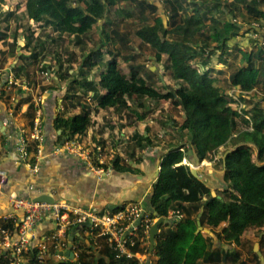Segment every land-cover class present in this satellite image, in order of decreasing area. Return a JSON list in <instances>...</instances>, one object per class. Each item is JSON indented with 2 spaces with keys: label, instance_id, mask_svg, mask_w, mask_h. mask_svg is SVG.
<instances>
[{
  "label": "trees",
  "instance_id": "1",
  "mask_svg": "<svg viewBox=\"0 0 264 264\" xmlns=\"http://www.w3.org/2000/svg\"><path fill=\"white\" fill-rule=\"evenodd\" d=\"M118 1L122 0H26V13L30 23L28 27H23L25 45H19L18 37L8 42V23L14 15L12 12L0 13V25L7 23L5 30L0 26V43L8 47L7 51L0 50V55L5 57L6 63L7 55L16 57V65L12 68L15 79H20L24 71L23 64L28 70L34 69L33 74L50 71L53 60L46 54L47 38L49 39L50 35L43 36V33L45 39L41 35L36 36L32 24H41V28L51 26L58 38L74 35L77 38L76 44H80V36L87 34L91 23L99 20H106V24L111 23L107 16ZM131 1L136 4L140 16L145 15L153 19L135 31L136 36L143 45L153 51L157 61L161 62L162 55H167L164 69L176 82V88L168 87L166 92H160L150 82L142 80V67L130 63L135 60V56L124 58L123 61L128 62L130 68V78H124L117 70L119 52L110 50L107 54L111 56L110 59H104L102 53L106 41L123 43L124 39L118 29H113L111 34L104 32L105 40L101 49L92 51L84 58L78 75L82 80L78 81L75 77L64 96L56 94L54 87L43 85V93L52 91L50 96H53L51 102L55 103L54 105L63 100V107L57 106L59 111L54 119V129L61 131L60 138L69 142L86 137L88 130L95 124L90 118L93 109L74 101L77 96L75 85H80L85 94L93 93L97 113L101 110L117 109L128 112L127 118H130L131 114L136 116V121H126V124L120 126L121 129L145 120L146 113L138 111V108H142L145 98L170 101L173 107L181 108L184 122L178 129L180 139L184 140L177 145L169 142L166 148L168 152L163 153L161 169L153 184L151 205L160 217L167 218L170 212L179 211L184 218L160 228L156 238L157 260L154 264H198L200 261L204 264L228 261L236 263L240 254L237 251L231 252V244H240L243 233L248 229L262 232L264 228V107L260 102L251 100L254 101L250 110L251 117L245 120L250 125V130L242 131L233 139L236 118L240 113L231 105L233 99L229 92L215 85V79L211 76L215 64L211 63L210 56L220 52L218 60L227 64L232 47L242 53L246 63L236 69L230 78V85L239 90L241 101L247 99L245 95L260 84L264 87V0H213V3L211 0H161L168 18L167 26L158 14L154 2ZM216 13L224 16L225 20L216 18ZM115 14L122 19L134 17V13L123 8L115 10ZM239 18L242 21H239ZM242 30L245 31L244 34H241ZM249 34H253L255 39L246 37ZM239 36L243 41H235ZM245 42L247 46L244 45ZM240 44L245 47V51H241ZM23 50H27V53ZM198 55L201 56L202 72L193 63ZM54 60L59 67L57 73L56 69L54 70L59 82L68 80L72 75L70 71L75 72L73 67L63 69L59 55L54 54ZM95 68H98V75L91 78ZM149 71L151 75L156 74ZM52 79L55 82L54 78ZM8 85L7 78L3 90L0 91V99L5 103L12 102L15 97L13 93L4 90ZM14 88L16 87L12 85L11 89ZM133 97L138 100L134 108L126 101V98ZM23 102L29 104L25 117L27 125L32 129L37 108L31 95L21 100L17 108ZM71 109H79V112L70 114ZM168 125L169 122H162V126ZM186 131L189 132L188 138L184 134ZM93 139L99 145L104 144L103 141ZM132 140L135 145H128L127 153H130L131 160L139 164L142 158H136V150L143 151L152 147L153 142L149 137H145V134H135ZM231 141L236 149L228 154L226 165L224 160L221 161L224 169L222 182L226 184V188L221 184L217 189H212L204 179H198L192 173L189 165L183 164L185 159L194 160L193 157L197 158L198 163L209 161L212 154H216ZM186 145L192 146L195 156H188ZM253 147L258 150V162L252 159ZM29 152L31 162L35 163L37 141L30 142ZM112 164L117 172L139 173L136 167L119 156ZM213 190L216 196H213ZM120 208L121 206L112 211ZM202 208V226L217 228L226 224L216 235L229 249L214 250L212 237L205 238L202 233L197 234L198 217ZM1 227L15 230L16 225L12 221L0 220ZM100 242L103 249L100 250L99 257L95 255L92 246L83 245L79 247V261L66 264H140L136 258L118 259L116 253L106 244L105 238L100 239ZM36 255L35 248L30 250L26 264H40ZM0 264H10V261L2 255Z\"/></svg>",
  "mask_w": 264,
  "mask_h": 264
},
{
  "label": "crops",
  "instance_id": "2",
  "mask_svg": "<svg viewBox=\"0 0 264 264\" xmlns=\"http://www.w3.org/2000/svg\"><path fill=\"white\" fill-rule=\"evenodd\" d=\"M23 5L24 3L22 6ZM0 8L6 9V6L0 2ZM10 8L13 9V6ZM0 50L7 51L8 47L7 49H3L0 46ZM16 62L17 59L15 58L13 60L8 59L5 66L0 68V91L3 90V85L6 83L7 78L10 82L11 76L13 75L12 68L16 65ZM20 79H22V77H20ZM21 84L22 85H20V83L14 84L17 85L14 89H11L12 85L10 84L4 88L7 93H13L15 96L12 102L5 103L0 99L1 221H3L4 216L7 215H13L18 218L21 217L23 211L14 209L11 203V200L15 198L35 199L39 195H48L54 198L55 201L65 202L74 208L93 211L95 213H103L105 210L116 209L127 203H143L148 196L153 195V184L156 182L158 173L161 169V157L163 153L168 152V149L166 150L167 147L165 148L164 145L167 144L164 139L167 136L164 135L162 141H160L157 145L153 144L152 147L146 148L143 151L137 150L135 156L137 157L138 154L142 156L141 163L139 164L130 159V153H127L125 149L121 152L118 146H113V150L117 151L121 156L127 155V157H129L126 158V160L136 167L139 170V173L132 174L117 172L114 169L113 164H111L110 167L108 166L109 168L106 167L108 170L105 171L104 165L99 167L95 164L96 161L93 157L87 160L85 156L81 157L76 153H71L65 150L64 144L67 142L60 138L62 132L56 131L53 124L54 119L56 118V113L59 111L57 106L59 105L60 108L63 107L61 104L62 100H59L58 105H54L55 103L51 102V98H53V96H50L52 91H46L39 96V101L35 99L36 95H33L34 98L32 102H35L34 105L37 108L34 125L37 122V128L36 130H33V128L30 129L27 125V120L25 121V119H27L25 117V113L27 112L29 104L27 102H23L18 108L17 105L21 100L30 95L29 92L33 91L29 89L27 84L23 81ZM19 110L20 114L18 112ZM101 111L96 115L99 116ZM23 115L25 119L23 118ZM97 120L99 121V117H97ZM146 123L147 122L143 120L140 123H135L122 129L120 127H113L115 125H112L110 121H108L106 125L103 123V126H105L104 129L103 127L100 128L99 123H97V129H100V131H97L96 134L93 131L92 133L94 137L96 136L97 141H101V139L110 141V137L111 139H114L115 134H119L116 138L117 140L120 138L123 141L126 140L124 145L128 144V142L129 144L133 143L134 141L132 140V136L135 134H145V137H149L151 141L154 142V139L147 130H141L142 126H145ZM113 124H115V122ZM95 127H93L94 130ZM112 129L113 132H111ZM22 130L26 131L28 140L31 143L32 141H37L38 152L35 155V163L37 165L36 172H31L25 164L20 163V160L15 154V152H17ZM90 134L84 137V142H87V140L91 138ZM162 134L165 133L162 132ZM33 136H38L42 139L41 143L39 140H36V138H33ZM168 138L170 137H167V139ZM170 143L176 144L173 142ZM185 149L188 150V145H186ZM99 157L100 154H98L96 159H99ZM193 159L194 160L185 159L183 164L189 166H193L192 164L199 167L201 166L203 169L200 167L201 169L198 171V175L201 176L212 189H217L221 186V182L224 181L223 170L219 171L215 169L214 165H210L205 161L203 163H198L196 157H193ZM187 160L189 162H187ZM217 161L218 159L215 158L213 164H216ZM206 163L207 165H205ZM55 229L56 221L54 217L49 215L44 218L35 227V238L32 240L31 246L37 245L44 236L50 235L55 231ZM87 230L88 229L86 228L78 232L77 228L72 229L68 234V240L71 242L70 239L74 238L73 243L79 247L87 245L89 247L92 246L94 248V252L100 251L102 249L100 239L103 237L98 236L97 234L87 237ZM203 230L211 233L203 231L202 235L205 238L206 236L213 238L214 250L229 249V246L225 244L224 241L219 240L216 235L220 231H217L215 228L209 227L208 225H206V227L203 226ZM160 231L161 230H159V232ZM14 240H16V235ZM79 247L76 251L77 255L79 251L81 252ZM150 248L151 242L149 239L148 242L145 241L140 243L139 246L133 249V252L136 253V257L140 258L141 264H144L145 260L147 264L149 262V264H154V260H157L155 251L153 254H150ZM60 263L66 264L69 262L54 256L46 262V264Z\"/></svg>",
  "mask_w": 264,
  "mask_h": 264
},
{
  "label": "rangeland",
  "instance_id": "3",
  "mask_svg": "<svg viewBox=\"0 0 264 264\" xmlns=\"http://www.w3.org/2000/svg\"><path fill=\"white\" fill-rule=\"evenodd\" d=\"M0 2L6 6L5 8H0V13H8L12 12L14 17L12 20H10L9 24V31H8V37L9 40L8 42H12L14 37H18L19 45L23 46L25 45V39L23 35V27H28L30 20L28 18V15L26 13V0H0ZM148 2H154L158 8V14L163 18L164 22H166V26L168 25V18L166 16V13H162L160 9H163V6H158L157 2L161 3V0H148ZM24 5L22 6V4ZM211 3H213V0H211ZM162 4V3H161ZM13 6V9L10 8ZM127 9L130 12L134 13L133 18H118L115 14V10L117 9ZM5 9V10H3ZM191 12V11H190ZM216 18L221 19L222 21L225 20L224 16L219 15L218 13L215 14ZM107 19L111 21V23L106 24V20H99L97 22L91 23V27L89 28V31L87 34L80 36L81 43H77V38L74 35H63L61 38H58L57 34L53 31V28L51 26H46L45 28H41L42 26L32 24V29L37 35H41L44 33L43 36H48L50 35V38L48 40L47 46H46V54L49 55V57H52L53 64L51 65V68L49 69L50 71H42V72H35V74L32 73V70L34 69H26V66L23 64L24 71L20 77L22 79H15L14 74L11 76V81L12 83L10 85H14L16 83H20L23 81L27 86H29V81H31V89L33 92H29V94L32 97L33 100V95L35 96V99L39 101V96L42 95L43 93V85H50L51 87H54L57 92L56 94H59V96H64L68 89L69 85L72 84L73 80H75V77H77L78 81L82 80V77L78 76L81 67L84 61V58L90 54L92 51H97L100 50L102 47V42L105 40V33L111 34V31L113 29H118L120 32V35L123 37V43H119V41L113 42V41H106L104 48H103V57L104 59H110L111 56H108V52L110 50L114 51L115 53L120 54V58L118 59V67L117 70L118 72L124 77V78H130V68L128 62H124L125 57H131L135 56V60H131L130 63L134 65L141 66V73H140V78L142 80L150 82L154 88H156L160 92H166V89L168 87L174 89L176 88V82H174L171 77L169 76L168 73H166L164 69V63H166L167 60V55H162V60L161 62L157 61V59L154 56V53L152 50L148 48V46L143 45L142 41L136 36L135 31H137L141 26L144 24H147L148 22H152L153 19H150L149 16L142 15L140 16V12L137 9V6L135 3H133L131 0H122L118 1L117 3L114 4V7L112 8L110 14L107 16ZM239 21H242L241 18H239ZM255 23V22H254ZM7 23H2L0 26H2V29L5 30ZM257 25V23H255ZM246 29V28H244ZM245 31L242 30L241 34H244ZM252 35V36H251ZM42 36L43 39H45ZM251 37L252 40L255 39V36L253 34L246 35V37ZM55 42H54V41ZM235 41L241 42L242 37L239 36L238 38L235 39ZM244 45L247 46L246 42ZM0 46L3 49H7V46H5L3 43H0ZM242 45L240 44V49L241 51H245V47H241ZM25 53H27V50H23ZM54 54L59 55L61 59V63L63 64V69H68V67H73L74 71H70L72 75L68 78V80L59 82L57 78V70H59L58 65L56 64V61L54 60ZM229 54H231V57L227 60V64L220 62L219 56L220 52H217L214 56H210L211 63L215 64V70L211 73V76L215 79V85L222 87L223 90H226L229 92V94L232 96L233 102L232 106L238 109V112L240 113V116L236 118V127L235 131L233 133V139L237 137L238 134H240L244 130H250V125H248L245 120L247 121L251 117V108L253 107L254 101L255 102H260L262 106L264 107V87L262 84H260L255 90L252 92L246 94L247 99L241 101L239 98V90L233 88L230 85V78L233 72L240 68L241 66L245 65L246 61L243 58V55L241 52L236 51L233 47L229 50ZM234 56V57H233ZM235 56H237L235 58ZM7 59H14L16 57L7 55ZM5 57L0 55V68L4 67L6 62H5ZM69 60V62H68ZM201 56H196L194 60V65L200 72L203 71V68L201 67ZM3 65V66H2ZM56 69V70H55ZM51 70L53 71L51 73ZM54 70L56 73H54ZM151 70L152 72H155L156 74L150 73ZM75 75H74V74ZM91 78H95L98 75V68H95L92 71ZM30 76V77H28ZM55 82L53 81V79ZM34 80V82H33ZM34 84L36 85L34 87ZM74 84V83H73ZM17 87V85H14ZM80 85H75L76 91H77V96L75 97L74 101L79 102L82 105H85L86 107H91L93 109V112L90 115L91 120L95 121V124L93 127L96 126L97 123H99L100 128H104L106 123L110 121L112 125H115L113 127L119 128L121 125L126 124V121H131L135 120L136 121V116H133L131 114L130 118L128 116V112L124 111H119L117 109H111L109 111H101V114L97 116L98 114L96 112V103L92 98L93 93L89 92L85 94L82 89L79 87ZM49 87V86H48ZM46 87H44L45 89ZM126 101L131 107H135L134 105L138 103V100L133 97L132 99L126 98ZM74 102V103H75ZM35 103V102H34ZM142 108H138L139 113H146V118L145 121L147 122L145 126H142V131L143 130H148V133L152 136L154 139L153 144L157 145L159 144L160 141H162L163 136L170 137L165 139L167 144L165 145V148L169 146L168 142H173V143H180L183 142L179 132V127L182 125L184 122V113L181 108H176L173 107L170 101H157L154 99H149L145 98L142 101ZM63 104V100L61 102ZM62 107V106H61ZM21 110V109H20ZM20 110L18 111L20 114ZM79 112V109H71L69 111L70 114ZM100 111V110H99ZM36 116V115H35ZM97 117H99V121L97 120ZM23 118L25 119L24 115ZM27 119H25L26 121ZM167 121L169 122V125L164 127L162 126V122ZM27 122V121H26ZM25 122V123H26ZM115 122V124H113ZM134 122V121H133ZM132 122V123H133ZM141 122V121H140ZM138 122V123H140ZM91 127L88 130V134L91 135V138L87 140V142H84V138L80 140H73L69 141L65 147H71L72 144H77L79 148L81 149V153L83 154L84 151L89 153L91 150H93V158L96 161L95 164L97 165H104L105 171L108 170L106 167H110L112 164L113 160L119 156L120 159L126 160L127 155L121 156L117 151L113 150V146H118L120 148V151H127L129 149L128 145L134 146L135 143H131L124 145V142L126 140H117V136L115 134V138L111 139L109 138L110 141L102 140L104 145H99L97 142L93 140V138L97 139L96 136H93V132L100 131V129H97V126L94 128ZM139 127V126H138ZM147 127V128H145ZM145 128V129H144ZM34 130V128H33ZM118 131L117 129H115ZM127 131V130H126ZM23 132V130H22ZM164 132L165 134H162ZM184 134L187 136L189 135V132L186 131ZM160 135V136H159ZM172 144V143H171ZM172 144V145H176ZM164 147V146H163ZM112 148V149H111ZM236 149L233 141L229 142L227 145L224 147L220 148L219 151L216 154H212L211 160H205V162H208L210 165H214L215 169L219 171H224L222 169L223 165L221 161L224 159V156L228 153V151L232 150L234 151ZM97 151L98 154H100L99 159H96L98 157V154L95 152ZM137 152V150H136ZM142 153V152H141ZM140 154L136 158H141ZM217 158L218 161L216 164L214 163V159ZM105 159V160H104ZM252 159L254 162H258V150L253 147L252 148ZM130 160V159H129ZM106 161V162H105ZM187 162H189L187 160ZM204 162V161H203ZM202 162V163H203ZM207 165V163L205 164ZM204 165V166H205ZM197 171H199L201 168L197 165H193ZM203 166V167H204ZM108 167V168H109ZM192 167V166H190ZM203 169V168H202ZM214 191V190H213ZM226 224H222L220 227L215 228L217 231H221L223 227H225ZM203 227V226H202ZM206 227V225H205ZM202 233V232H201ZM207 237V236H206ZM264 228L262 232H259L255 229H248L246 230L241 238L240 244H231V252L237 251L240 254L238 262H223L220 264H262V260L264 261ZM259 245L258 247V252H260V255L258 254L257 251H255V246ZM103 249V245H102ZM253 251V252H252ZM97 257L100 256V251L94 252ZM81 255V252L79 251L78 256H77V261H79V256ZM257 255V257H256ZM107 260V258H105ZM77 261L75 263H77ZM156 260H154L155 263ZM198 264H204L201 261L198 262Z\"/></svg>",
  "mask_w": 264,
  "mask_h": 264
},
{
  "label": "built area",
  "instance_id": "4",
  "mask_svg": "<svg viewBox=\"0 0 264 264\" xmlns=\"http://www.w3.org/2000/svg\"><path fill=\"white\" fill-rule=\"evenodd\" d=\"M11 83L10 79L9 84ZM36 128L37 122L34 125L35 130ZM33 138L39 140L40 143L42 141L38 136H33ZM29 144L30 141L26 131L23 130L17 147L18 157L20 163L25 164L31 172H36L37 165L31 162ZM64 148L66 151L76 153L81 157L85 156L87 160L92 158V150L89 153L84 151L82 154L77 144ZM11 203L14 209L22 210L23 213L20 218L13 215H7L3 218L5 222H14L16 225L15 230L0 228V256L3 255L8 258L10 264H26L27 255L33 248L37 250L36 259L40 264H46L53 256L75 263L77 261L76 256H78L76 251L79 247L75 243L72 242V250L75 253L74 261L61 256L59 253L69 249L71 244L68 240L69 232L86 223H89V228L86 231L87 237L96 234L102 236L105 238L108 247L116 253L118 259L136 258L140 262V258L136 257L133 249L139 246L140 243L148 242L150 230L157 221L150 214L142 217L143 204L140 202L127 203L117 211L105 210L103 213L74 208L65 202L57 201L50 204L35 202L33 199L15 198L11 200ZM49 215H52L56 221L55 231L44 236L37 245L31 246V242L35 238L36 225ZM167 218L180 221L184 218V215L179 211H172ZM15 235L16 240H14ZM144 264H147L146 260Z\"/></svg>",
  "mask_w": 264,
  "mask_h": 264
},
{
  "label": "water",
  "instance_id": "5",
  "mask_svg": "<svg viewBox=\"0 0 264 264\" xmlns=\"http://www.w3.org/2000/svg\"><path fill=\"white\" fill-rule=\"evenodd\" d=\"M157 5L158 6H162V4L160 2H157ZM160 11L162 13L165 12L164 9H160ZM164 23L166 25V22H164ZM232 152L233 151L230 150L224 156L223 160H224L225 165H226V160H227L228 154L232 153ZM15 154L17 155V158L19 159L18 152H15ZM188 156L189 157L193 156V148H192L191 145H188ZM192 165H194V164H192ZM191 171L198 179H202V177L198 175V171H197V169L194 166L191 167ZM221 184L224 186V188H226V184L224 182H221ZM213 196H216V192L215 191H213ZM151 200H152V196H148L145 199V201H143V203H142L143 204V211H142L141 215L143 217L146 214H150V215L154 216L157 219V221L154 223V225L152 226V228L150 230V242H151L150 254H153V252L155 251L156 244H157L156 238H157V235L159 233L160 228L162 226H164V225L172 224L174 221L169 219V218H166V217H160L158 215V213L155 211V209H153V207L151 206ZM33 201H35V202H45V203H50V204H53V203L56 202L54 200V198H52V197H50L48 195H39L38 197L33 199ZM203 212H204V208H202L201 213L199 214V217H198V231H197V234L205 231V230H203V227H202V224H201V218H202ZM138 223H140V221H138ZM87 226H89V223L81 225L79 228H77V231L80 232L82 229L86 228ZM205 232L210 233L209 231H205ZM70 240H71V244L69 246V249H66L63 252H60L59 254L61 256L67 257L71 261H74L75 260V253L72 250V242L74 241V238H71ZM258 247H259V245L255 246V251H257V252H258ZM258 254L260 255V252H258ZM262 264H264L263 260H262Z\"/></svg>",
  "mask_w": 264,
  "mask_h": 264
},
{
  "label": "clouds",
  "instance_id": "6",
  "mask_svg": "<svg viewBox=\"0 0 264 264\" xmlns=\"http://www.w3.org/2000/svg\"><path fill=\"white\" fill-rule=\"evenodd\" d=\"M182 150H184V149H182Z\"/></svg>",
  "mask_w": 264,
  "mask_h": 264
}]
</instances>
